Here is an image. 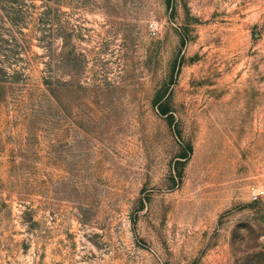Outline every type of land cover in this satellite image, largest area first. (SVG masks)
<instances>
[{
    "label": "rangeland",
    "instance_id": "1",
    "mask_svg": "<svg viewBox=\"0 0 264 264\" xmlns=\"http://www.w3.org/2000/svg\"><path fill=\"white\" fill-rule=\"evenodd\" d=\"M0 264H264V0H0Z\"/></svg>",
    "mask_w": 264,
    "mask_h": 264
},
{
    "label": "built area",
    "instance_id": "2",
    "mask_svg": "<svg viewBox=\"0 0 264 264\" xmlns=\"http://www.w3.org/2000/svg\"><path fill=\"white\" fill-rule=\"evenodd\" d=\"M261 193H263L262 190L255 192V193L252 195L253 199H258Z\"/></svg>",
    "mask_w": 264,
    "mask_h": 264
}]
</instances>
